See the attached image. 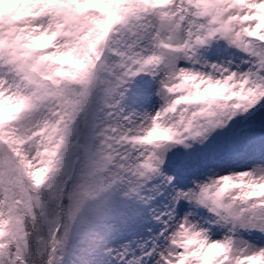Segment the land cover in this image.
<instances>
[{"label": "snow or ice", "instance_id": "6c2138e0", "mask_svg": "<svg viewBox=\"0 0 264 264\" xmlns=\"http://www.w3.org/2000/svg\"><path fill=\"white\" fill-rule=\"evenodd\" d=\"M0 264H264V0H0Z\"/></svg>", "mask_w": 264, "mask_h": 264}]
</instances>
